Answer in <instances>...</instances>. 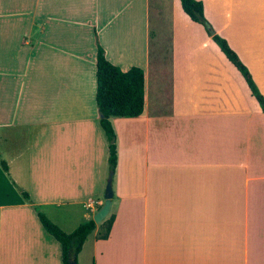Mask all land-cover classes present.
I'll list each match as a JSON object with an SVG mask.
<instances>
[{
    "label": "crops",
    "instance_id": "obj_1",
    "mask_svg": "<svg viewBox=\"0 0 264 264\" xmlns=\"http://www.w3.org/2000/svg\"><path fill=\"white\" fill-rule=\"evenodd\" d=\"M196 1L264 98V0ZM2 4L0 264H61L31 205L64 233L102 205L97 46L120 71H142L143 110L109 119L102 221H113L105 240L96 225L76 264H264V116L178 0ZM167 28L168 50L157 43L151 58L150 38Z\"/></svg>",
    "mask_w": 264,
    "mask_h": 264
},
{
    "label": "trees",
    "instance_id": "obj_2",
    "mask_svg": "<svg viewBox=\"0 0 264 264\" xmlns=\"http://www.w3.org/2000/svg\"><path fill=\"white\" fill-rule=\"evenodd\" d=\"M183 14L193 23L200 25L207 37L216 45L226 61L239 73L250 95L254 98L264 116V98L255 86L248 70L241 63L237 55L229 48L226 41L218 36L203 16V6L196 0H178ZM95 93L94 102L99 127L107 142V168L113 173L115 168V139L111 128L110 118H135L143 110V73L139 68L131 67L122 72L111 65L103 56L102 49L97 46L95 53ZM5 169V167L3 166ZM25 200L28 197L22 194ZM30 203V202H29ZM42 229L52 237L60 247L61 264H76L85 239L96 229L92 220L79 224L72 232L64 233L52 224L36 206L31 205ZM113 216L98 225L100 233L97 240H105L108 236Z\"/></svg>",
    "mask_w": 264,
    "mask_h": 264
},
{
    "label": "water",
    "instance_id": "obj_3",
    "mask_svg": "<svg viewBox=\"0 0 264 264\" xmlns=\"http://www.w3.org/2000/svg\"><path fill=\"white\" fill-rule=\"evenodd\" d=\"M100 117V116H99ZM111 176L112 173L109 172L107 176V181L104 187V192H103V202L100 208L95 212V214L92 216V222L95 225L100 224V222L107 216L110 208V202H111V197H112V192H111ZM74 264V263H70Z\"/></svg>",
    "mask_w": 264,
    "mask_h": 264
},
{
    "label": "rangeland",
    "instance_id": "obj_4",
    "mask_svg": "<svg viewBox=\"0 0 264 264\" xmlns=\"http://www.w3.org/2000/svg\"><path fill=\"white\" fill-rule=\"evenodd\" d=\"M150 1V4H152L153 3V1L154 0H149ZM4 2V0H0V6L1 7H3V3ZM164 15H167L166 13L164 14ZM164 25V24H163ZM166 26V25H165ZM163 28H164V26H163ZM203 29V28H202ZM168 28L167 29H165L164 30V32H160V34H159V39H152V38H150V52H151V58L154 56V53H153V51L155 50V47H156V44L157 43H159V45L161 46V48L164 50V51H166V50H168V46H169V44H168V41H169V39H167V37H168ZM152 32V31H151ZM163 34L165 35V36H163ZM157 48V47H156ZM166 57V56H165ZM154 58V57H153ZM167 64V63H166ZM163 93H165V91H163ZM164 95V94H163ZM162 95V96H163Z\"/></svg>",
    "mask_w": 264,
    "mask_h": 264
},
{
    "label": "bare ground",
    "instance_id": "obj_5",
    "mask_svg": "<svg viewBox=\"0 0 264 264\" xmlns=\"http://www.w3.org/2000/svg\"><path fill=\"white\" fill-rule=\"evenodd\" d=\"M260 9H261V6H260Z\"/></svg>",
    "mask_w": 264,
    "mask_h": 264
}]
</instances>
